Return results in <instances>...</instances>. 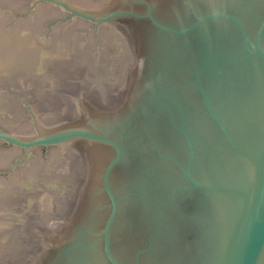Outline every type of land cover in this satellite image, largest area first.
Wrapping results in <instances>:
<instances>
[{
  "label": "water",
  "instance_id": "1",
  "mask_svg": "<svg viewBox=\"0 0 264 264\" xmlns=\"http://www.w3.org/2000/svg\"><path fill=\"white\" fill-rule=\"evenodd\" d=\"M0 264H264V0H0Z\"/></svg>",
  "mask_w": 264,
  "mask_h": 264
}]
</instances>
